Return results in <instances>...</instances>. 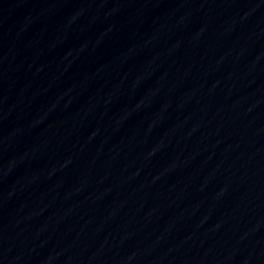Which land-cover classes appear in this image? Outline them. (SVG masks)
I'll use <instances>...</instances> for the list:
<instances>
[{"label": "water", "instance_id": "obj_1", "mask_svg": "<svg viewBox=\"0 0 264 264\" xmlns=\"http://www.w3.org/2000/svg\"><path fill=\"white\" fill-rule=\"evenodd\" d=\"M0 264H264V0H0Z\"/></svg>", "mask_w": 264, "mask_h": 264}]
</instances>
